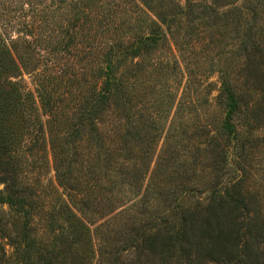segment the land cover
<instances>
[{"label":"rangeland","instance_id":"1","mask_svg":"<svg viewBox=\"0 0 264 264\" xmlns=\"http://www.w3.org/2000/svg\"><path fill=\"white\" fill-rule=\"evenodd\" d=\"M186 1L153 0L151 5L153 13H178L172 17L169 44L175 51L177 69L184 74L179 78L184 83L189 74L191 92L197 93V105L201 106L195 112L180 113L174 123L170 117L160 118L151 141L140 128L141 134L129 139L126 150L117 149L98 165L84 145L76 148L72 157L74 177L81 182L83 192L95 194L103 203L89 205L92 209L69 204L62 212L63 228L55 232L61 243L54 249L58 263H101L105 244L100 239H122L142 217L161 219L176 204L202 201L233 184L253 198L251 209L264 215V127L242 133L237 143L230 142L225 147L228 165L218 175L213 172L211 157L199 144L203 139L196 135L199 125L219 126L224 116V108L215 99L221 72L249 103L264 104V91L260 90L264 79L259 82L260 76L264 78V0H190L195 6L185 15ZM206 3L209 8H197ZM255 12L261 20L253 27ZM153 13L145 9L141 0H0V84H15L36 94L34 89L40 82L60 93L67 84L80 79L86 93L88 82H83L82 77L88 81L93 57L105 52L108 40L148 32L152 28L148 17ZM244 31L252 34L249 42L259 44L263 56L259 52L244 56L240 48ZM167 57L158 50L153 57L155 63L148 61L153 62L150 69L165 66L158 62ZM53 64L63 77L49 74ZM72 72L83 74L81 78H69ZM165 74L156 75L153 91L143 98L149 114L155 111L157 100L163 98L161 92L164 94L168 81ZM248 108L255 109L253 105ZM191 109L194 108L189 104L184 108ZM247 114V121L240 120L246 123L240 125L241 131L246 130L247 122L252 127L258 125L251 113ZM143 123L147 127L146 119ZM244 138L247 141L241 147ZM64 148H69L70 154L74 152L71 146ZM235 165H241L243 170ZM45 175L46 184L54 182L51 167ZM30 183L37 188L33 174ZM60 197L66 201L64 194ZM13 221L7 206L0 205V227L5 224L10 231ZM49 240L54 244L53 237ZM0 243L7 258L12 248L6 239Z\"/></svg>","mask_w":264,"mask_h":264},{"label":"trees","instance_id":"2","mask_svg":"<svg viewBox=\"0 0 264 264\" xmlns=\"http://www.w3.org/2000/svg\"><path fill=\"white\" fill-rule=\"evenodd\" d=\"M152 2L141 0L145 9L153 13ZM194 4L185 2V15ZM197 8L207 9L209 5ZM180 13L184 15L181 5ZM177 14L153 13V17H148L152 25L148 32L108 40L105 52L93 57L88 81L82 77L83 82H88L86 93L80 79L76 85L67 84L60 93L40 82L34 89L36 94L15 84H0V205L7 206L14 220L10 231L5 224L0 227V240L6 239L12 248L6 258L0 243V264H64L58 263L54 252L61 245L55 232L63 228L62 212L69 204L92 209L89 205L103 203L95 194L83 192L81 182L74 177L72 157L78 147L84 145L98 165L110 159L117 149H125L136 134L138 138L140 128L151 141L160 118L170 117L174 123L180 113H192L201 106L197 105V93L191 92L189 74L184 83L179 78V74H184L177 69L175 51L169 44L172 17ZM260 20V14L253 13L251 25L254 27ZM251 38L248 31L241 36L244 56L248 57L249 52L263 56L259 44L249 42ZM158 50L168 57L158 62L165 66L153 71L150 66ZM149 60L153 62L148 63ZM53 66L51 75L59 71ZM82 74L72 72L69 78H81ZM163 74L168 80L164 94L161 92L163 98L157 100L155 111L149 114L143 98L153 91L156 75ZM63 76L58 73L55 78ZM261 79L264 78L260 76L259 82ZM218 83L215 99L224 108L222 121L214 127L199 125L196 130L216 175L228 165L225 147L230 142L237 143L242 133L264 127L263 103H249L223 72ZM260 90L264 91V83ZM188 104L194 109L184 110ZM248 105L255 109L250 111ZM247 111L258 125L252 127L247 122L246 130L241 131L240 125L246 123L240 120L247 121ZM242 141L240 146L244 147L247 140ZM64 146H71L74 152L70 154ZM236 166L243 170L241 165ZM48 167L54 172V182L50 184L44 182ZM30 174L34 175L37 188L30 183ZM60 194L65 195L66 201ZM252 200L239 185L233 184L202 201L176 204L161 219L142 217L122 239H100L105 245L101 263L97 264H264V215L251 209ZM49 237H53L54 244Z\"/></svg>","mask_w":264,"mask_h":264}]
</instances>
